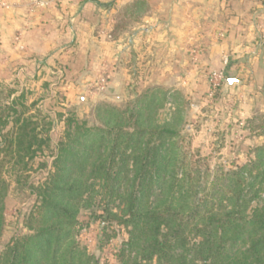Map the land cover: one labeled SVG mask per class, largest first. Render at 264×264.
<instances>
[{
    "label": "trees",
    "instance_id": "16d2710c",
    "mask_svg": "<svg viewBox=\"0 0 264 264\" xmlns=\"http://www.w3.org/2000/svg\"><path fill=\"white\" fill-rule=\"evenodd\" d=\"M141 9L144 0H132L117 13L114 39ZM24 100L20 92L0 103V238L3 213L16 206L5 192L4 161L26 164L48 141L25 115ZM157 100L158 88L124 110L103 104L92 126L67 118L53 170L32 187L38 204L1 245L0 264H97L98 256L79 241L91 218L99 219L100 250L119 237L111 252L119 264H264V143L235 168L188 165L186 152L172 141L179 132L151 126ZM96 184L97 208L81 221L78 214L91 205Z\"/></svg>",
    "mask_w": 264,
    "mask_h": 264
},
{
    "label": "rangeland",
    "instance_id": "374dc122",
    "mask_svg": "<svg viewBox=\"0 0 264 264\" xmlns=\"http://www.w3.org/2000/svg\"><path fill=\"white\" fill-rule=\"evenodd\" d=\"M36 1L28 0V6L32 7L30 11L36 8L46 11L52 4L62 1L72 4L84 0H41L45 2L42 6L36 5ZM140 11L141 14L145 12L142 9ZM98 12L89 17L94 21L92 34L96 36L95 43L98 46L96 53L91 52L94 54L93 58L77 50L78 42L69 43L63 49L61 56L53 64L56 69L54 72L51 69L40 73L22 71L19 70L18 62L8 60L9 55L0 57V103L4 104L23 92L27 107L25 115L32 116L39 124L41 136L48 137L47 144L26 164H17L9 157L4 161L2 177L7 184L5 192L15 200L16 206L3 213L0 248L23 228L24 216L38 204L32 187L42 183L53 170L52 161L57 151V141L70 116L92 126L99 123L96 116L98 106L105 104L124 110L133 106L145 91L158 88V100L151 106L149 114L151 126L173 127L179 132L172 141L178 144L181 151L186 152V164H196L200 169L208 167L209 170L218 166L235 168L253 159V149L264 143V90H256L258 92L254 95L257 94L258 98L255 102L252 101L253 96L249 90L229 92L224 89L223 82L219 90H215L213 96L209 97L208 75L210 71L219 68L206 67L200 77L203 84L200 81L195 84L197 87L192 81L188 86L185 85L175 74H172L175 81L167 84L163 81L165 74L158 72L159 66L156 72H152L149 67L143 66L146 63L141 59L133 66L129 64L130 57L119 52L122 33H118L115 39L111 34L116 23L117 9L114 8L109 20L107 18L108 21L105 22L101 20L100 11ZM134 20L136 16L127 20L124 26H131ZM101 35L105 43L110 45L109 49L106 48L109 56L106 49L100 48ZM14 41L18 39L14 38ZM190 45L195 48L197 43ZM190 55L193 59L190 62L195 63V51L191 50ZM6 62L8 63L4 64ZM176 78L179 80L176 81ZM170 88L175 95L166 93L165 89L169 91ZM9 90L12 91L11 95L5 97ZM249 102H254L252 110L242 113ZM4 115L5 112L2 113L3 117ZM10 125L8 123L5 128ZM95 189L91 205L82 208L78 214L81 221L88 220V214L97 208L100 197L98 194L101 191L97 184ZM101 210L96 209V212L101 213ZM98 223L99 219L91 218L90 231L81 229L79 241L87 244L98 256L97 264H119L111 258V252L119 248V237L111 239L100 250L97 239L102 236Z\"/></svg>",
    "mask_w": 264,
    "mask_h": 264
},
{
    "label": "crops",
    "instance_id": "0c3cea01",
    "mask_svg": "<svg viewBox=\"0 0 264 264\" xmlns=\"http://www.w3.org/2000/svg\"><path fill=\"white\" fill-rule=\"evenodd\" d=\"M0 1L8 4L0 5V57L9 55L19 70L40 73L54 72L53 64L72 42L93 58L91 52L96 53L98 46L91 14L100 11L101 20L108 21L114 8L121 12L132 0L62 1L46 11H30L28 0ZM144 9L119 38L118 50L130 57L129 64L134 66L141 59L152 72L159 66L167 84L175 81V74L188 86L191 81L200 83L205 67H223L222 57L228 55L224 89L249 90L252 101H257L254 93L264 90V0H144ZM194 42L197 46L192 48ZM109 47L101 35V50ZM191 50L196 53L195 63L190 62ZM165 91L175 95L171 88ZM253 105L249 102L242 113Z\"/></svg>",
    "mask_w": 264,
    "mask_h": 264
},
{
    "label": "built area",
    "instance_id": "2783aa9c",
    "mask_svg": "<svg viewBox=\"0 0 264 264\" xmlns=\"http://www.w3.org/2000/svg\"><path fill=\"white\" fill-rule=\"evenodd\" d=\"M35 4L42 6L45 4V2H43L41 0H37ZM0 5L2 7H8V4L6 2H3V1H0ZM15 38L18 39V37H15ZM228 61H229L228 55H224L222 57L223 67L226 66ZM223 67H220L219 69H214V70L210 71V73L208 75V96L209 97L213 96L217 87L220 86L224 81Z\"/></svg>",
    "mask_w": 264,
    "mask_h": 264
},
{
    "label": "water",
    "instance_id": "95a60500",
    "mask_svg": "<svg viewBox=\"0 0 264 264\" xmlns=\"http://www.w3.org/2000/svg\"><path fill=\"white\" fill-rule=\"evenodd\" d=\"M230 81V79L229 80H227V82H229Z\"/></svg>",
    "mask_w": 264,
    "mask_h": 264
}]
</instances>
